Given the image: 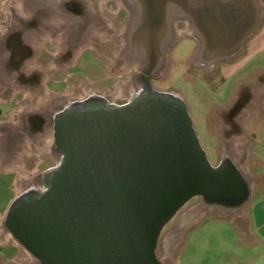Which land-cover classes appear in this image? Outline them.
<instances>
[{"label": "rangeland", "instance_id": "rangeland-1", "mask_svg": "<svg viewBox=\"0 0 264 264\" xmlns=\"http://www.w3.org/2000/svg\"><path fill=\"white\" fill-rule=\"evenodd\" d=\"M25 2L5 0L0 7V35L11 24L20 22L22 26L4 38L2 67L16 84L0 82V136L7 135L0 141V156L5 150L3 161L13 168L7 171L0 164V224L21 182L56 164L49 147L48 117L41 109L65 95L72 101L100 97L122 104L139 91L130 97L120 92L133 81H143V74L136 72L139 61L128 60L137 51L126 49L130 12L124 0H52V6L31 10ZM255 5L260 17L256 31L264 20V0H255ZM56 9L64 19L56 15ZM61 24L64 30L78 24L84 46H80L82 39L73 40L62 52L65 44L55 38L62 32L57 27ZM173 26L176 37L161 54L163 65L147 86L183 100L213 165L225 160L224 149L233 151L230 160L248 179L251 194L239 208L221 207L224 213L200 196L191 198L163 227L156 255L161 264L166 259L175 264H264V245L254 237L255 228L250 225V205L264 192V51L255 56L251 50L254 32L239 59L206 66L196 60L197 45L186 21L178 19ZM167 28L161 41L169 34ZM31 31L38 34L34 47L25 40ZM44 32L53 36L42 39ZM15 35L33 47L31 55L25 54L17 62H13L9 43ZM23 114H27L26 131L23 126L12 129L7 125ZM0 236V246L23 250L9 233Z\"/></svg>", "mask_w": 264, "mask_h": 264}, {"label": "water", "instance_id": "water-1", "mask_svg": "<svg viewBox=\"0 0 264 264\" xmlns=\"http://www.w3.org/2000/svg\"><path fill=\"white\" fill-rule=\"evenodd\" d=\"M136 1L147 11L145 30L156 27L160 38L168 7L184 12L189 2ZM244 1L254 16L246 35L260 17L255 0ZM53 141L60 159L42 173L44 187L15 196L3 220L38 264H161L160 233L191 198L231 209L250 198L242 171L229 159L210 162L187 105L167 92L69 103L54 116Z\"/></svg>", "mask_w": 264, "mask_h": 264}, {"label": "flooded vegetation", "instance_id": "flooded-vegetation-1", "mask_svg": "<svg viewBox=\"0 0 264 264\" xmlns=\"http://www.w3.org/2000/svg\"><path fill=\"white\" fill-rule=\"evenodd\" d=\"M136 1V0H134ZM240 1V0H239ZM137 2V1H136ZM139 5V2H137ZM241 10L245 6L247 7V11L237 10L236 6ZM47 6V5H45ZM140 6V5H139ZM233 7H235L236 11H232ZM141 8V6H140ZM219 10H217V9ZM31 10V8H28ZM144 21L139 26V30H137V34L133 41L136 42V53L135 57H141L140 54L143 52V61L139 62L141 66L139 67L138 73L143 74V81L138 84L136 90L141 91L144 89H149L147 86L149 82V78L157 73L159 67L161 66V60L159 61L161 54L164 51L163 48V40L161 41L160 37L154 36L156 27L145 30V20L147 11L143 10ZM56 15H61L59 10L54 11ZM184 16H187L191 21L192 25L196 29L197 34H192V38L194 40V44H196V48L199 50L207 51L205 61L212 62V64H225L228 62L236 61L240 58L241 53L243 52L246 41L253 35V33L243 34L244 27L248 26L251 23L253 17V11L250 9L249 3L244 0H241V3L238 0H189L187 4V9L184 12H181ZM247 22V23H246ZM158 21L156 18L157 26ZM153 25V24H152ZM33 27L35 25H32ZM22 27L21 23H14L9 25L6 31L1 32L0 35V82H5L2 84L14 86L16 84L14 77H8L2 67L3 62V47H4V38L10 32L16 31V29ZM58 30L62 31L59 34L55 35L57 41L65 44L62 52H66L65 50L68 48V43L73 42V40L78 41L82 39L81 32L78 31V24L72 25L68 30H64L62 24L57 25ZM219 27V29H218ZM36 31H31L28 33L25 38L26 41L32 42V46L34 47V43L37 44L34 39L37 37ZM53 33L44 32L41 34L42 39L47 37H52ZM144 36V37H143ZM44 37V38H43ZM156 38V39H155ZM138 41V42H137ZM23 39L20 35H15L10 37L9 43L14 52V61L17 62L19 58L22 56L31 55L33 52V47L30 45H26L23 43ZM84 39L80 41V46H84ZM31 47V48H30ZM80 47V48H81ZM126 50V49H125ZM78 51V50H77ZM142 59V57H141ZM204 60V58H203ZM139 61V60H138ZM159 61V63H158ZM204 63V62H203ZM67 98V96H59L56 100H52L47 106L43 107L44 113L48 117L47 126V134L50 137L49 131V116L50 113L62 102L63 99ZM78 101V100H75ZM72 101V102H75ZM71 102V103H72ZM68 105V104H67ZM66 105V106H67ZM65 106V107H66ZM26 131V123L23 126ZM11 131V130H10ZM15 133V131H12ZM7 135L5 134L4 138L6 140ZM45 137V136H44ZM0 234H2L0 230Z\"/></svg>", "mask_w": 264, "mask_h": 264}, {"label": "bare ground", "instance_id": "bare-ground-1", "mask_svg": "<svg viewBox=\"0 0 264 264\" xmlns=\"http://www.w3.org/2000/svg\"><path fill=\"white\" fill-rule=\"evenodd\" d=\"M134 0H124V3L125 5L127 6L129 12H130V19H129V22H128V25H127V29L126 31L129 32V35L127 36V42H126V49H128L129 51L131 49H133V52L136 51V47H137V44L135 41L132 40L133 36L134 38L136 37L135 34H137V30H139V26H140V23L142 24L143 21H144V14H143V11H141V8L140 6L137 4L136 1ZM52 0H27V3L25 2L26 4V7L27 8H31V9H34L40 5H50L52 6ZM167 15H168V19H169V34L168 36L163 39V48H164V51H166V49L173 43L175 37H176V31L174 30V22L178 19H183L186 21V24L188 26V30L190 31V33L192 34H197L196 33V29L194 28V26L192 25L191 21L188 19L187 16H184L181 12H179L176 8H174L173 6H169L168 7V11H167ZM132 26H134L133 30L130 28ZM130 29L132 31H130ZM126 31H125V35H126ZM138 42V41H137ZM202 47H200V49L198 50L197 54H196V60L199 62V63H203L205 64L206 66L212 64V62H207L205 61L206 59V54H208L207 51H204V50H201ZM133 56H128V60H139V62L143 61V52H141L140 56L142 57H134V54H132ZM204 58V60H203ZM141 66V64H139ZM163 65V60L161 61V66ZM160 66V67H161ZM138 82L136 81H133L132 84H131V87L130 88H127L126 91L125 90H122L120 93L127 96V97H130L131 95L134 94V91L137 89L138 87ZM137 91V90H136ZM173 96H175L176 98L180 99L182 102L183 100L176 94H172ZM85 99V98H84ZM79 100V99H78ZM71 99L70 98H65L62 100L61 103H59V105L50 113V116H49V131H50V141H49V147L50 149L52 150V155L53 157L55 158L56 160V163H58L59 159H60V155L59 153L56 151L55 149V145H54V141H53V119H54V116L55 114L61 110L62 108H64L67 104L71 103ZM74 101V100H73ZM232 150L230 151H227L226 149L223 150V159H231V154H232ZM233 162V161H232ZM235 163V162H233ZM236 165V163H235ZM237 166V165H236ZM241 170V169H240ZM42 175V174H41ZM39 175V176H35V177H32V178H29V179H26L24 181L21 182L20 184V188H19V193H24V192H27L29 190H33V189H42L44 187V178ZM245 176V175H244ZM248 180V179H247ZM17 194V195H18ZM205 206V205H204ZM203 206V207H204ZM212 207H215L214 205H210ZM202 207V208H203ZM220 208V209H218ZM216 207L215 209L220 212V213H224L225 212V209H222L221 207ZM0 230L2 232V234L6 235L8 234L7 232H5V228H4V225L3 223L0 224ZM169 245V243L167 244V246ZM31 264H38L36 262V260L32 257L31 258ZM162 264H175V262L171 261V260H164V263Z\"/></svg>", "mask_w": 264, "mask_h": 264}, {"label": "crops", "instance_id": "crops-1", "mask_svg": "<svg viewBox=\"0 0 264 264\" xmlns=\"http://www.w3.org/2000/svg\"><path fill=\"white\" fill-rule=\"evenodd\" d=\"M4 1L5 0H0V7ZM250 44L251 50L255 51V56L264 51V20L261 23L260 28L255 31V38L251 40ZM26 115L27 114H23L19 116L16 122H9L7 125L12 129L13 127L24 126ZM3 138L4 136H0V141ZM0 157H2L0 159V164L4 167V169L12 171L13 168L6 165L3 161L6 158L5 150L3 155ZM250 225L251 228H255V234H253L254 237H256L259 243L264 245V192L260 196H257L254 199L253 204L250 205ZM0 238L2 239L1 236ZM31 258L32 257L29 253H27L24 249L20 250L13 245L9 247L0 246V264H31Z\"/></svg>", "mask_w": 264, "mask_h": 264}]
</instances>
